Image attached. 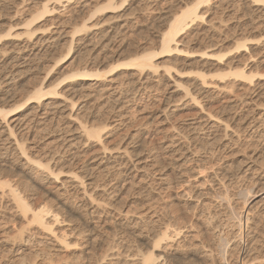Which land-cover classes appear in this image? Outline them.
<instances>
[{"label":"bare ground","instance_id":"6f19581e","mask_svg":"<svg viewBox=\"0 0 264 264\" xmlns=\"http://www.w3.org/2000/svg\"><path fill=\"white\" fill-rule=\"evenodd\" d=\"M128 1L135 0H0V13L9 10L15 17L7 19L2 14L6 22L0 20V264H98L100 260L105 264H264V72L250 73L247 66H232V61L247 51L248 42L256 40L235 41V48L224 54L214 52L220 43L214 39L201 51H188L183 37L206 21V15L214 9V0H195L183 8L179 6L180 12L172 16L173 20L163 16L162 11L167 8L164 4L174 6L175 0H140L143 8L136 6L144 15H159L153 30L158 33V47L137 49L128 59L101 70L98 54L94 56L92 51L108 39L116 41L119 29L131 22L121 14ZM240 3L244 13L254 15L251 24L261 27L264 0ZM105 13L112 15L106 20L98 19ZM78 47L90 52L84 67L71 68L54 83L45 78L31 86V94L27 92L30 96L20 104L16 102L19 88L24 87L21 81L29 80L46 63H51L49 69L66 63L65 69L70 68L78 59ZM60 49L64 54L54 60L52 55ZM173 55L219 61L208 73L190 72L200 78L198 83L185 87L176 81L178 90L182 87L184 96L209 121L205 128H190L199 130L195 136L202 148L196 152L198 163L211 160L209 167V163L198 165L200 170L195 176L204 175L201 184L206 188L191 192L186 188L191 186L190 179L183 180L181 175L182 180L178 179L175 186L185 188L177 192L171 207L163 204L162 213L151 211L131 220L128 212L120 211L119 219L110 216L103 221L101 215L105 206L112 207L108 201L117 192L116 180L121 175L113 171L118 164L109 156L112 149L104 142L125 117L128 97L123 87L144 79L150 82L159 74L158 60ZM125 69L134 73L120 80L116 74ZM173 69L165 66L166 75H171ZM107 76L110 77L106 79ZM98 88L106 91L107 104L112 108L110 116L101 127L90 124L101 116V110L89 113L86 122H77V101L93 96ZM75 92L84 94L75 101L67 95ZM80 106L78 111L83 109ZM178 132L188 138L187 131ZM92 140L103 145L102 153L94 163L80 168L81 154ZM165 149L183 156L177 142ZM127 171L132 173L130 168ZM62 174L66 181H60ZM171 184L161 190L173 188ZM39 189L56 193L58 205L67 215L40 202ZM183 197L191 200L183 204L179 201ZM3 212H8L10 218H4ZM107 223L111 231H107L106 239L111 241L102 249L98 244L99 255L90 257L88 245L99 240V231ZM125 235L138 239L136 247L133 245L137 249L131 252L130 241V251L122 260L116 250L124 246ZM83 239L91 242L83 244Z\"/></svg>","mask_w":264,"mask_h":264},{"label":"rangeland","instance_id":"374dc122","mask_svg":"<svg viewBox=\"0 0 264 264\" xmlns=\"http://www.w3.org/2000/svg\"><path fill=\"white\" fill-rule=\"evenodd\" d=\"M12 1L19 2V0ZM135 1H128L124 4V8L122 7L123 10L121 11V14L124 13L123 19H125L126 17V20L131 22L125 28L121 29V27L119 29L121 33L116 36V41L115 39H111V41L113 40L112 43L109 42L110 39H108L105 42V44L107 43V45H99L94 49V51H92V54H94V56H97L98 54V64H101L99 69H107L109 65H116L124 61L125 58L128 59L127 57L135 53L137 49H146L149 51L154 50L158 47V33H155V31L153 30H155L154 24L158 21L159 15H144L142 13V9H140L143 8L142 2L140 0ZM192 2L195 3L196 1L175 0V3L173 2L174 6L172 4H164L163 7L166 6L167 8H164V11H162L164 12L163 16L165 14V17L171 16L168 19L173 20L172 16L180 12L178 11L180 10V7L183 8L185 7L186 3L190 4ZM220 2V0H214L212 2V4L214 5V9L212 10L211 15H206V21L199 25L198 30L192 32L190 35H185L188 38H184L185 36L183 37V40L186 42L184 48H188V51L191 52H198L203 50L204 45L211 43L210 41L214 39L213 42L216 40H220V43L217 41V44L219 43V46L216 44L217 48L215 47L216 49L214 50V52L220 51V54H224L226 50V52H229L235 48V41L256 40L255 43H252L253 45L248 42L247 51H242L241 55H238L234 63L232 61V66H247L250 73H255L256 70V72H264V31H261V29H264V27H262L264 26V22H261L263 23L261 27H258L259 24H257V20H255L257 25L253 23L251 24V19L255 17H253L254 15L252 13H244L240 5V0H225L227 4L225 2V4L222 2V4H220ZM131 3L133 4L131 5ZM136 5H139L140 8H138L139 6ZM219 5L220 7L218 8ZM137 8L138 11L135 10ZM139 9L141 10V13H138ZM166 10H168L167 12H170V14L165 13ZM2 14H4L3 16L7 17V19L10 18H8V16H11V19L13 18V15L9 10H4L2 11V13H0V17L3 18V20L2 18H0V20L3 22H6V19L2 16ZM127 14L130 15L128 16ZM111 15L112 13H105L104 15L98 17V19L100 18L102 20H106L109 19ZM124 15L126 16L124 17ZM19 17L17 16V18ZM120 24L123 25L124 23ZM213 27H217L218 29H213ZM193 34L195 37L193 36ZM80 48L81 47L75 48L78 59L70 66V68L65 69V67L68 65V63H66L62 66L49 69V67L52 65L51 63H46L43 64L44 67L41 66V71L38 70V72H35L36 74H32V76L30 77L31 79L28 78L29 80L25 79L24 81H21L20 86L23 85L24 87L22 88L23 90L21 89V87L19 88L16 102L19 100L18 103L20 104V100L22 102L23 98H27L26 96H30V91L32 92V88L42 82L45 78L49 79V83H54L57 82V80L63 78L68 73V71L71 70V68L76 70L84 67V62L87 59L86 57H89L88 55L90 52H86L83 47L81 49ZM63 49H60L61 51L58 50L57 53L55 52L52 55L54 56L52 58L58 59L61 54H64ZM217 52L216 54H219ZM218 62V60L216 63V61L201 59L200 57L186 58L178 55L164 57L158 60L159 74H156V76H154L150 82L146 83V79H144L140 82H136L133 86L126 85L123 87L122 92L125 96L128 97L126 100L128 101V104H126L124 109L125 117L122 119L123 122L121 123L119 128L109 134V137L105 139L106 141L104 142V144H106L105 146L112 149L110 152H108L110 154L109 156L115 158V160L117 161L116 164H118V166L113 171L115 173L121 174L120 179L118 181L116 180L119 188L117 192L112 196V198L108 201L109 205H112V207L105 206L106 209L101 215V220L103 219V221H108L107 219L110 216L113 220L115 218L119 219L120 216H118V214L120 213V211H122L123 214H126L128 212V216L131 220L142 215H147V213L151 211L159 212L158 214L162 213V209H164L163 204L171 207L173 202H176L177 200L176 195L178 196L180 191L185 188L182 187V189L175 186V184L178 183V179H181V177L183 180H186L188 178L190 179L191 186H186V188H191V192L195 190L203 191L204 188H206L201 184L204 175H200L197 177L195 176L196 173L200 170L198 168V165L200 166L201 164L209 163V165H206L209 167L211 160L207 161V163H205L206 161L200 164L198 163L196 152L198 149L200 150L201 144L197 143L199 139H195V136L197 135V132L199 133V130H194V132L193 129L191 130L190 128L200 125L202 126L201 128H205V126H207L206 124H208L209 121L204 117V114L199 112L200 110H198V107H194V104H192L193 102L190 100V98H186V96H184V93L182 92L183 89L181 90L182 87H180L181 91L178 90V86L176 87V84L179 83L185 87H189L192 83L200 82V78L194 74H191L190 72L206 71L208 73V71L213 69L218 64ZM167 65L174 68L171 75H166L165 73V66ZM91 68L93 69V67ZM176 71L183 73V78H180L182 77L181 74H177ZM132 73H134V71L125 69L116 74V77H118L120 80H125L128 79L129 75ZM109 77L110 76H107L106 79H108ZM27 81L30 84L27 83ZM25 82L27 83L26 85ZM106 85L107 80L103 82V86L105 87ZM101 89L102 88H98L97 92H95L93 96L91 95L89 98L86 97L85 99L84 97H82L80 98V100H78V96L84 94V92H75L73 95H70V93L67 94L69 95L68 97L74 98L75 101L78 100L75 107V113H79V119L77 120V122H86L88 115L101 110V116L93 118L90 124L92 123L94 125H97V127H101L104 125L106 118L110 116V114L108 113H111L112 108L111 104H107L106 91H99ZM27 92L30 94H28ZM263 92L264 91H262V93ZM80 104L81 106H83V109L78 111L77 108ZM172 110H175L173 114L171 113ZM259 110L260 109L257 110V113L259 112ZM71 125L74 126V124ZM186 125L189 126L187 127ZM32 127L36 129L35 125H32ZM74 127H76V125ZM177 128L179 130H183V133L187 131L185 135L188 138H185L184 136L182 137V135H178L179 132ZM171 142H177L180 148L184 151V153L182 151L183 156L181 155V153H179L180 155L168 153V150L165 149V147L167 145H170ZM96 144V140H92L91 143L89 142L88 147L85 149V153L81 154L82 156L80 158V161L78 162V166L80 168L85 167V165L87 166L94 163L96 158L102 153L103 145ZM201 152L202 150L198 153ZM217 158L213 159L212 162L217 161ZM133 167L135 168L133 169ZM129 168L131 169L132 173L127 171ZM64 176L65 175L63 174L60 175V181H66ZM167 183L174 184L175 188L177 189H175L173 186V188L171 187L167 190H161V188L168 187ZM72 192L73 191H71V193ZM40 193L41 197L39 196ZM39 198H42L40 199V202L42 200L43 204L49 206V208H51L52 210L60 212L62 215H67L65 209L58 205L56 193H49L47 191L39 189L38 199ZM261 198H264V195H262ZM37 200L35 201L37 202ZM190 200L191 199H189V197H183L179 201L184 204L186 202L188 203ZM167 206L165 208H167ZM2 216H4V218H10L8 212H3ZM112 216H114V218H112ZM107 225L110 224H105L104 228L100 229L101 231H99L101 233H99V237L101 236V238L98 237V241H95V243H90L88 245L90 249V257H92V254H97L98 256L102 249V246L105 247V245L111 241V239H108L109 241H107L106 239V235H108V232L111 231L108 228L109 226ZM141 225H144V223H141ZM130 237L131 236L129 235H125V242L123 241L124 243H122L124 246L121 245L122 248L120 246L119 249H117L118 247H116L117 250L115 249L117 252L122 254V260L126 259L125 257H127L126 255L128 251H130V248L131 250H133L131 252H134L137 249L133 247H136L134 243L137 244V241L135 240L138 239H135V237H133V240V238L130 239ZM104 239H106V241ZM130 241L132 243V246L128 248L127 245L131 244ZM80 242L83 244H87L91 241L87 242L86 239H83ZM102 242H104L103 245ZM98 244L101 249L99 248ZM100 261L101 262H98V264H105L103 263V260Z\"/></svg>","mask_w":264,"mask_h":264}]
</instances>
